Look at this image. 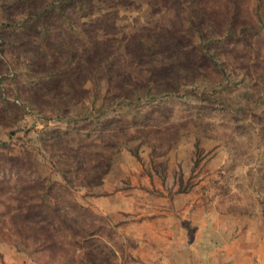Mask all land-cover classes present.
Returning <instances> with one entry per match:
<instances>
[{
	"label": "rangeland",
	"instance_id": "1",
	"mask_svg": "<svg viewBox=\"0 0 264 264\" xmlns=\"http://www.w3.org/2000/svg\"><path fill=\"white\" fill-rule=\"evenodd\" d=\"M211 208L264 216V0H0V264H205Z\"/></svg>",
	"mask_w": 264,
	"mask_h": 264
},
{
	"label": "crops",
	"instance_id": "2",
	"mask_svg": "<svg viewBox=\"0 0 264 264\" xmlns=\"http://www.w3.org/2000/svg\"><path fill=\"white\" fill-rule=\"evenodd\" d=\"M187 214L183 220L175 222L187 226V229H176L175 244L180 248L188 241L192 246V240L193 248L197 247L195 244L206 243L205 264H264V216L261 211H230L228 214L211 208L205 212L191 209ZM161 232L167 234L163 241L170 242L168 227Z\"/></svg>",
	"mask_w": 264,
	"mask_h": 264
},
{
	"label": "trees",
	"instance_id": "3",
	"mask_svg": "<svg viewBox=\"0 0 264 264\" xmlns=\"http://www.w3.org/2000/svg\"><path fill=\"white\" fill-rule=\"evenodd\" d=\"M48 12H51L50 10H48L46 13H48ZM45 14V13H44ZM30 31V30H29ZM93 59H90L89 60V62H91V63H93ZM216 65V64H215ZM97 66V65H96ZM98 66H100V65H98ZM69 72H71V70L69 69V68H67L66 66L64 67V68H62V71H59V70H55V71H52V70H50L49 71V73H52V75H51V77L52 78H54V76H55V78H59L61 81H63V82H68L69 80H71V77L69 78ZM69 84V83H68ZM56 201V200H55ZM69 201H70V203H67L66 204V206L67 207H69V206H75V207H77L78 209H80V210H82L83 212H89V209H87V208H85L84 206H82V205H79L74 199H69ZM56 203H58V201H56ZM55 202H53V205L54 206H56L55 204H56ZM30 230H31V228H30ZM91 232H93L92 230L89 232V233H91ZM41 240H43L42 242L44 243V244H47L46 246L47 247H49V244L51 243L52 244V242H54V243H57V238H56V235H53V237H51V238H43V239H41ZM57 244H59L60 245V243H57ZM68 244V243H67ZM72 246L73 247V245L71 244V243H69L68 244V246ZM72 249H75L74 247L72 248ZM72 253L73 254H75V251L73 250L72 251ZM74 259V255H72V256H67L66 258H65V260L66 261H72ZM92 262L91 263H95V261L94 260H91ZM64 263H66V262H64ZM85 264H87L88 263V260H85V262H84Z\"/></svg>",
	"mask_w": 264,
	"mask_h": 264
}]
</instances>
